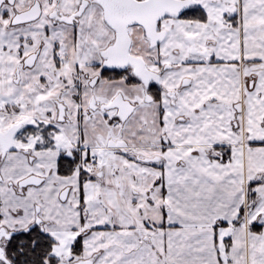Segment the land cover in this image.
<instances>
[{"label":"snow or ice","instance_id":"snow-or-ice-1","mask_svg":"<svg viewBox=\"0 0 264 264\" xmlns=\"http://www.w3.org/2000/svg\"><path fill=\"white\" fill-rule=\"evenodd\" d=\"M0 264H264V0H0Z\"/></svg>","mask_w":264,"mask_h":264}]
</instances>
